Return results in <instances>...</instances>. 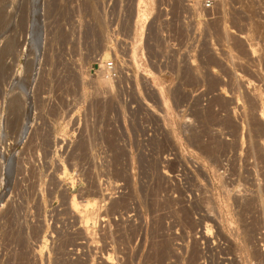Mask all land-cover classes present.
<instances>
[{
    "label": "rangeland",
    "instance_id": "374dc122",
    "mask_svg": "<svg viewBox=\"0 0 264 264\" xmlns=\"http://www.w3.org/2000/svg\"><path fill=\"white\" fill-rule=\"evenodd\" d=\"M143 1L138 39V0H0V264H166L187 239L195 264L201 236L264 264L253 1Z\"/></svg>",
    "mask_w": 264,
    "mask_h": 264
},
{
    "label": "built area",
    "instance_id": "2783aa9c",
    "mask_svg": "<svg viewBox=\"0 0 264 264\" xmlns=\"http://www.w3.org/2000/svg\"><path fill=\"white\" fill-rule=\"evenodd\" d=\"M222 0H185V3L190 13L197 12L203 19H213L214 13ZM254 9L259 18V22L264 26V0H252ZM166 12V8H163ZM161 10V8H160ZM191 20V17H188ZM117 33L112 31V39L116 40ZM125 61L117 56H113L106 64V71L109 72L112 78H118L120 75V68L125 65ZM190 239L184 243V251H177L170 254V260L166 264H190L189 260L192 246ZM197 248V261L195 264H227L232 259L233 255L229 252L230 240L218 236H201L194 239ZM174 258V259H173ZM178 261V262H177Z\"/></svg>",
    "mask_w": 264,
    "mask_h": 264
},
{
    "label": "bare ground",
    "instance_id": "6f19581e",
    "mask_svg": "<svg viewBox=\"0 0 264 264\" xmlns=\"http://www.w3.org/2000/svg\"><path fill=\"white\" fill-rule=\"evenodd\" d=\"M138 5V7H137V14H136V20H135V26H137V30H135V38H138V39H140V32H141V30H142V27L144 26V23L148 20V18H149V16H150V14L152 13V8L149 6V4H147V3H145L143 0H138V3H137ZM143 7V8H142ZM131 16V15H130ZM136 28V27H135ZM137 39V40H138ZM136 40V41H137ZM135 41V42H136ZM134 48V47H133ZM133 51V50H132ZM134 51H136V50H134ZM137 52V51H136ZM135 52V53H136ZM133 55H136V54H134V52H133ZM131 57H133V56H131ZM135 58V57H134ZM134 58H133V60H134ZM137 59H139V58H137ZM138 61V60H137ZM22 75V74H21ZM16 76V75H15ZM19 77H21V76H19ZM18 78V77H17ZM14 79H16V77L14 78ZM103 79H105V78H103ZM18 80V79H17ZM100 80H102V79H100ZM20 81H21V79H20ZM12 82V81H11ZM17 82V81H16ZM105 82V81H104ZM107 82V81H106ZM105 82V83H106ZM101 83H102V81H101ZM14 84H16L15 82H14ZM17 84H19V81H18V83ZM104 85H106V84H104ZM108 85V84H107ZM164 99V98H163ZM164 101V100H163ZM164 102H166V101H164ZM163 102V103H164ZM105 106V105H104ZM16 111V110H15ZM1 179H2V177H1ZM1 179H0V181H1ZM0 197H1V195H0ZM77 203L78 202H76L75 200H74V198H73V200H72V203H71V207H72V209L74 210V209H76L77 208ZM86 204H88V203H86ZM86 204H84L85 206H86ZM75 211V210H74ZM159 249V248H158ZM157 250V249H156ZM36 252V251H35ZM163 252V251H162ZM28 253V252H27ZM34 255V254H33ZM157 255V254H156ZM28 256V255H27ZM34 258H35V256H34ZM108 258V257H107ZM109 260V259H108ZM32 262V261H31ZM108 262V261H107Z\"/></svg>",
    "mask_w": 264,
    "mask_h": 264
}]
</instances>
